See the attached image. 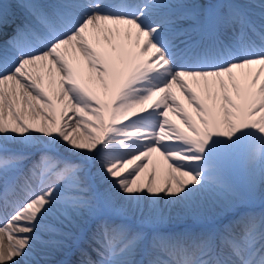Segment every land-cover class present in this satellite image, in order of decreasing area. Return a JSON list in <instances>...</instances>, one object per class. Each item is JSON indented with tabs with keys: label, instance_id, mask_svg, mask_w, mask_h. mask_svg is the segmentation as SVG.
Returning a JSON list of instances; mask_svg holds the SVG:
<instances>
[{
	"label": "snow or ice",
	"instance_id": "6c2138e0",
	"mask_svg": "<svg viewBox=\"0 0 264 264\" xmlns=\"http://www.w3.org/2000/svg\"><path fill=\"white\" fill-rule=\"evenodd\" d=\"M257 191L264 0H0V264H264Z\"/></svg>",
	"mask_w": 264,
	"mask_h": 264
},
{
	"label": "bare ground",
	"instance_id": "6f19581e",
	"mask_svg": "<svg viewBox=\"0 0 264 264\" xmlns=\"http://www.w3.org/2000/svg\"><path fill=\"white\" fill-rule=\"evenodd\" d=\"M173 119H175V118H173ZM257 194H258V196H259V191H257ZM260 197V196H259Z\"/></svg>",
	"mask_w": 264,
	"mask_h": 264
}]
</instances>
